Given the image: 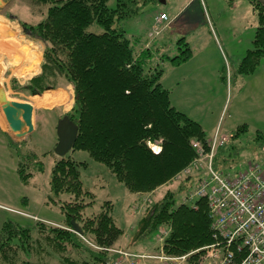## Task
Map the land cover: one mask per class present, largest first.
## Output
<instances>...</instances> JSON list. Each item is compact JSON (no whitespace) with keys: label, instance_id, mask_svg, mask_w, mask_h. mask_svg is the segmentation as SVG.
<instances>
[{"label":"trees","instance_id":"trees-1","mask_svg":"<svg viewBox=\"0 0 264 264\" xmlns=\"http://www.w3.org/2000/svg\"><path fill=\"white\" fill-rule=\"evenodd\" d=\"M30 1L35 13L43 14V18L37 24L22 25L46 46L41 73L17 89L42 94L62 83L70 84L74 104L62 117L68 116L78 126L72 150L88 151L93 159L107 165L130 192H151L175 179L196 155L191 141L207 137L199 121L172 104L171 91L162 83L166 71L162 61L184 62L192 53L190 45L186 43L184 55L160 56L159 48L152 46L155 39H142L123 26L124 21L141 15L146 6L160 1L116 0L115 7L109 6V0ZM250 1L258 23L252 46L237 69L243 76L255 73L264 59V0ZM94 25L99 26V31L93 30ZM247 129V124L241 125L231 135L232 142L220 147L223 159L218 162L217 156V170L230 172L235 167L244 148L237 140ZM257 136L255 144L264 149V133L258 130ZM158 141L162 149L155 153L149 142ZM10 146L18 151V173L24 182L44 171V163L34 151L21 154L19 144L10 142ZM86 165L69 153L59 156L52 170L51 188L55 197L72 195L71 200L60 205L65 225L38 222L39 236L35 238L30 228L5 221L0 228V264L20 250L37 251L40 240L61 253V264H111L121 257L109 249L116 247L125 231L115 221L111 201L95 207L94 194L85 189L81 177L80 167ZM192 177L193 174L184 176V184L190 186L183 201L178 202L176 194L168 191L152 207L146 205L131 234L132 242L147 246L152 236L158 238L155 241H160L165 255L198 250L192 259L201 257L205 252L202 248L215 241L214 218L206 199H188L194 185ZM183 189L182 184L179 190ZM49 199L57 203L54 197ZM73 219L90 242L73 230Z\"/></svg>","mask_w":264,"mask_h":264},{"label":"rangeland","instance_id":"rangeland-1","mask_svg":"<svg viewBox=\"0 0 264 264\" xmlns=\"http://www.w3.org/2000/svg\"><path fill=\"white\" fill-rule=\"evenodd\" d=\"M30 3V0H5L0 14H6L9 20L10 14H13L20 21L37 23L41 16L35 13L36 10ZM108 4L110 7H115L116 0H109ZM11 5V10L8 12ZM160 10L167 13L175 22L169 28H166L168 25L163 23L160 25L161 32L150 36L152 29L153 32L156 31L155 19ZM257 19L250 0H166L165 3L146 6L141 15L123 23L129 33H134L142 39H155V44L153 43L152 46L159 48L160 56L184 55L186 52L184 50L188 47L186 43H189L192 53L187 59L190 60L188 64H173L169 60L162 61V64L169 73L166 84H174L178 80L181 82L180 86H175L172 93L173 105L177 106L179 102L177 108L201 122L206 132L207 137L204 141L195 138L191 141L196 153L192 161L198 158L193 142L200 141L207 147L219 130L220 134L228 135L225 136V143L217 147L214 162L217 156L216 161L220 162L223 159L219 155L220 147L232 142L231 135L243 124H247L248 129L237 140H241L244 147L241 149L240 160H238L240 163L237 162L230 172L237 173L236 169L244 168L249 160L264 158V149L255 144L257 143L255 138L258 137L257 131L264 133V59L255 74L243 76L237 72L242 58L252 46ZM21 27L25 28L22 24ZM93 27V30L100 29L98 25ZM182 38L185 41L180 40ZM207 81L209 82L206 83ZM26 83L12 79L11 85L16 91L13 92L8 86V80L5 84L3 81L0 82V86L9 87L11 99L32 102L35 106L33 116L35 132L23 138L15 137L0 106V143H2L0 146V228L5 221L13 220L30 228L32 236L36 238L39 236L36 228L38 222L65 225L66 216L62 213L60 205L66 200H71L72 195L62 193L55 197L52 194L51 177L55 162L59 158L54 153L58 142L57 124L62 115L71 110L75 97L73 88L68 83L61 85L64 88L69 85L73 91L67 102H64L67 94L62 91L35 97L28 90L17 89ZM58 102L64 103L53 110L48 108L45 110L41 105H52ZM1 127L12 135L11 142L20 145L21 154H27L29 150L34 151V154L44 163L43 172L35 173L28 182L21 179L18 173V151L11 148L9 136ZM159 143L160 141L149 142V146L155 153L162 149ZM69 155L77 162L87 163L86 166L80 167L81 177L85 189L94 194L95 207L98 209L106 201L112 202V214L115 221L125 231L118 245L120 243L123 245L124 239L126 242L128 238L132 239L131 234L136 229L146 205L152 207L168 191L176 194L178 202H181L190 186V184H184L182 170L175 179H171L167 184L151 192L144 194L130 192L107 165L93 159L88 151L71 150ZM192 174L194 176L192 189H194L197 180L206 174V170L195 171ZM182 184L184 189L180 191L179 186ZM50 196L56 199V204L50 201ZM163 230L166 229L163 228ZM78 234L85 241L90 242L84 233ZM155 239L158 238L151 236L146 241L147 248L142 249V252L163 254L160 250V241L157 243ZM39 243H41V249L20 250L14 258L2 260L1 264H61L62 258L59 251L41 240ZM125 248L134 250L135 247L127 243ZM125 248L115 247L109 250L119 254L118 251ZM195 251L193 254L197 252ZM200 261V255L195 259L191 256L187 264H201ZM150 262L155 264L156 260Z\"/></svg>","mask_w":264,"mask_h":264},{"label":"built area","instance_id":"built-area-1","mask_svg":"<svg viewBox=\"0 0 264 264\" xmlns=\"http://www.w3.org/2000/svg\"><path fill=\"white\" fill-rule=\"evenodd\" d=\"M170 22V16L160 12L155 19L156 33L152 29L150 36L160 33V25ZM225 136L228 135L217 130L207 147L200 141L193 142L198 158L183 170V177L195 170H206L188 198L206 199L214 218L215 241L202 248L205 253L200 263L264 264V158L249 160L237 173L217 170L214 159L217 147L225 143ZM118 252L121 257L111 264H153L151 260H156L155 264H187L193 255Z\"/></svg>","mask_w":264,"mask_h":264},{"label":"crops","instance_id":"crops-1","mask_svg":"<svg viewBox=\"0 0 264 264\" xmlns=\"http://www.w3.org/2000/svg\"><path fill=\"white\" fill-rule=\"evenodd\" d=\"M4 3H5V0H0V10H2L4 8L3 7L5 5ZM11 7H12V5L8 8V12H10ZM5 15L6 14H0V82L3 81V83L5 84V81L8 80V86H10V88L13 92H16L11 85L12 79H18L21 83H24V82H28L34 76L41 73L42 63H43V52H44L46 44L44 43V41L34 39L33 37H31V32H28L25 28L21 27V24L23 21H20L15 15L10 14V20L7 19V17ZM40 16L42 19L43 14H41ZM24 22L30 23L28 21H24ZM174 22H175V20H173V21L171 20V22L169 23V25L166 28L171 27ZM37 23H30V24H37ZM21 29H22V31H21ZM189 61L190 60H185L184 62L180 63V65L181 64H183V65L188 64ZM172 66H174V65H172ZM255 73H253V74H255ZM168 75H169V73L167 70V71H165V73L162 77V83L167 89H169L171 91L170 96H172L173 91L175 90L176 87L181 85V82L178 80L174 84H170L169 82H168L169 84H166V82L169 80L168 78H166ZM202 82H204V81H202ZM208 82L209 81H207L206 83H208ZM8 86L6 85L5 88H6L8 95H9V90H8L9 87ZM71 90L72 89L69 85L66 86V88L59 86L55 89H48L45 92H43L42 94H33V95H35V97H38L41 95H45L49 92L62 91V92L67 94L66 101H64V102H67L70 99V93H73V91H71ZM171 101H172V99H171ZM64 102H61V103L58 102V103H54L52 105H43V104H41V105H42L43 109H45V110L47 108L49 110H53L54 108H56V106L61 105ZM30 103H32V102H30ZM172 104H173V102H172ZM33 106H34V104H33ZM174 106L176 108L179 107V102H177V106L175 104H174ZM34 108H35V106H34ZM177 109H179V108H177ZM34 113H35V110H34ZM37 127L38 126H36V128ZM2 130H3V128H2ZM34 132H35V130H34ZM5 133L8 134V136H9V145H10L12 135L10 133H7V132H5ZM31 134H29L25 137H29ZM0 146H2V143H0ZM120 239H122V238H120ZM119 242H120V240H119ZM127 243L134 245L135 248H133L134 250H131V251L142 252V249L147 248L145 243H139V244L134 243V242H132L131 238H128L127 242H126V239H124L123 245L120 243L119 245L117 244L116 247L125 248V245ZM128 250H130V249H128Z\"/></svg>","mask_w":264,"mask_h":264},{"label":"water","instance_id":"water-1","mask_svg":"<svg viewBox=\"0 0 264 264\" xmlns=\"http://www.w3.org/2000/svg\"><path fill=\"white\" fill-rule=\"evenodd\" d=\"M166 2V0H159ZM0 106L6 117L10 130L18 138H23L35 130L34 125V106L27 101L11 99L4 86H0ZM58 142L54 152L58 156H65L75 146L78 138V126L71 121L68 116L62 117L57 124ZM74 231L83 234V230L75 220H72Z\"/></svg>","mask_w":264,"mask_h":264}]
</instances>
